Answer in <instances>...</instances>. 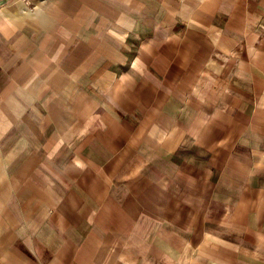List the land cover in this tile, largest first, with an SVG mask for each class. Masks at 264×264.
<instances>
[{
	"label": "crops",
	"instance_id": "crops-1",
	"mask_svg": "<svg viewBox=\"0 0 264 264\" xmlns=\"http://www.w3.org/2000/svg\"><path fill=\"white\" fill-rule=\"evenodd\" d=\"M0 264H264V0L4 6Z\"/></svg>",
	"mask_w": 264,
	"mask_h": 264
},
{
	"label": "water",
	"instance_id": "water-1",
	"mask_svg": "<svg viewBox=\"0 0 264 264\" xmlns=\"http://www.w3.org/2000/svg\"><path fill=\"white\" fill-rule=\"evenodd\" d=\"M12 0H0V10L9 4V2H11Z\"/></svg>",
	"mask_w": 264,
	"mask_h": 264
},
{
	"label": "rangeland",
	"instance_id": "rangeland-1",
	"mask_svg": "<svg viewBox=\"0 0 264 264\" xmlns=\"http://www.w3.org/2000/svg\"><path fill=\"white\" fill-rule=\"evenodd\" d=\"M13 1V0H12ZM10 3V2H9Z\"/></svg>",
	"mask_w": 264,
	"mask_h": 264
}]
</instances>
